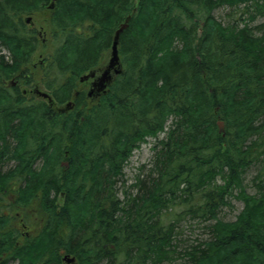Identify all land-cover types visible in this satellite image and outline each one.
Here are the masks:
<instances>
[{
  "label": "trees",
  "instance_id": "obj_1",
  "mask_svg": "<svg viewBox=\"0 0 264 264\" xmlns=\"http://www.w3.org/2000/svg\"><path fill=\"white\" fill-rule=\"evenodd\" d=\"M19 2L22 16L50 18L41 77L56 104L69 99L77 76L98 65L129 20L118 42V96L110 86L89 109L77 97L72 111L58 114L0 86V156L16 161L0 172L2 262L59 264L63 250L77 264H264V184L254 195L242 186L244 170L264 164V25L259 35L247 26L264 0H56L51 10L48 0H7L0 40L22 61L29 85L27 66L40 41L20 19ZM240 5L247 19L222 25L212 16ZM6 73L0 68V79ZM160 133L157 177L138 180V198L119 200L114 186L124 162ZM228 197L243 207L224 222L218 212ZM188 214L212 222L208 238L176 251L178 218ZM14 223L34 235L17 242Z\"/></svg>",
  "mask_w": 264,
  "mask_h": 264
},
{
  "label": "rangeland",
  "instance_id": "obj_2",
  "mask_svg": "<svg viewBox=\"0 0 264 264\" xmlns=\"http://www.w3.org/2000/svg\"><path fill=\"white\" fill-rule=\"evenodd\" d=\"M47 5L45 6L46 9ZM44 8V7H43ZM243 6H238L237 8H229V7H219L212 11V16L219 22L222 23V25H226L227 23L232 24L236 22L237 20H240V18L244 17V19H247V14L240 16L241 9ZM250 14V13H249ZM254 15V14H253ZM29 16V15H27ZM27 16H23V19ZM32 21H33V27H30L31 30H34L37 33L38 39L40 41V46L37 47V50L33 53L31 60L27 66L28 68V74L32 77L33 81L29 85L25 84V79L21 77V72L23 70V67H17L15 66L16 61L12 60L11 66L2 67L1 69L5 72H9L6 74H9L7 76V79L5 82L0 83L1 87L8 88V85L10 82H14V85L16 88L19 89V91H26V93L23 95L26 99V104L28 105L32 98L37 100L32 94V90L34 87L39 88V90L47 92V90L44 88L45 85V79H42V68L47 64L46 57L47 54L51 51V37L48 33L47 25H49L50 18L48 15L40 14V15H31ZM252 16V15H249ZM261 25L260 29H263L264 25V10L262 13H257L255 15V19L251 22L247 23L248 27L255 28L254 33L256 35H259L261 33L259 26ZM109 50L103 54L102 56V62L99 65V67L103 68V65L107 64V60L109 58ZM19 79V81H18ZM49 82V81H47ZM78 88L81 90L86 91L88 88V84H78ZM73 101V100H72ZM86 109H89L90 107L94 106L96 104V100H89L86 99ZM67 104L68 102H64L62 104H57L59 107H65L64 104ZM46 104V102H45ZM65 104V105H66ZM165 137V133H160L157 137V139L154 138H148L146 137L144 142H142L139 147L136 149H133L130 153L128 159L124 162L121 170V175L117 176L115 179V186L114 190L117 195V198L119 200H123V198H138V195H140L139 187L136 186L139 181H142L145 183V185L149 184L150 179L156 178L157 173L154 171V164H155V158L158 150L160 149V146H155L156 141L160 140ZM1 147V142H0ZM66 161V160H64ZM67 162V161H66ZM16 165V161L14 159L6 158L3 156H0V172L5 173L10 170H12ZM39 165V161L36 160L34 164V168H37ZM264 164L262 162H253L251 165H249L242 175V186L244 188V191L248 195H254L257 191V185L258 184H264L263 176H264ZM218 183L221 184L220 179H218ZM15 185V183H12ZM20 185V184H19ZM23 185V184H22ZM124 192L126 194H124ZM238 192V190H234L232 193L235 195ZM54 195V193L51 194V196ZM62 196V195H61ZM56 197V203L58 205H61V199L62 197ZM53 197V196H52ZM229 201V204L221 207L218 212V218L224 222H231L235 220V217L238 215L239 211L243 207V203L240 200L234 199L233 197H228L227 199ZM9 204V203H4ZM177 207V206H176ZM174 208L175 211L173 213L178 212L177 208ZM15 209V212H18ZM7 210V208H6ZM17 217L21 215L20 212L16 213ZM170 217V216H169ZM19 218V217H18ZM20 219V218H19ZM164 224H167L168 219H165L163 221ZM210 221H203L200 217H192L191 214L180 216L178 218V222L176 225L175 232L177 233L175 237V241L173 242V245L178 246L176 247V251H180L183 248H186L187 246L194 245L196 246L198 241L204 240L208 238L207 230L205 229V226L208 224H211ZM15 228H19L20 236L16 238L17 242H22L24 239L23 236H26L28 234L34 235V229H23L21 224L19 226V223H14ZM71 256V255H70ZM1 257H5V253H2ZM2 260L4 258H1ZM2 264H19L17 259H10L7 262H2ZM59 264H67L63 262L62 256H60V263ZM77 264V262L75 263ZM166 264V263H163ZM169 264H181L178 259H175L172 263Z\"/></svg>",
  "mask_w": 264,
  "mask_h": 264
},
{
  "label": "flooded vegetation",
  "instance_id": "obj_3",
  "mask_svg": "<svg viewBox=\"0 0 264 264\" xmlns=\"http://www.w3.org/2000/svg\"><path fill=\"white\" fill-rule=\"evenodd\" d=\"M8 8L9 7L7 5V0H0V10H1V12L3 13V15L5 17L7 16ZM17 11L19 12V14H20L19 17H20V19L23 22L22 5H21L20 2L17 5ZM31 18H32V16H31ZM13 20H14V18H13ZM30 24H33V22L31 21ZM107 50H109V53H108L109 54V58L107 60V64L106 65L104 64L103 68L99 67V65L102 62L101 61L102 60V56H104L103 54H105V52ZM106 51L102 53L101 60H100V62L98 63L97 66H95L94 68L89 69L86 72L82 73L81 75L77 76V78H76V80L74 82V86H73V88L71 90L69 99L66 101V102H70L71 103V107L68 110L62 111V109L64 107H62V106L59 107L56 104L55 99H54L55 96H56L55 93L53 92V90L47 89L46 86L44 88L47 90V92L39 90V88L34 87V89L31 91L33 96L35 98H37V99H41V100L45 101L46 104L48 105V108L52 109L55 113H58V114H65L67 112L72 111L73 108H74V102L72 100L77 98V97L83 98V99L86 98V99H89V100H96V104H98V102L107 93H109L110 86H113L116 89V91H117L116 92V96H118V90H120L119 78H120L121 73L123 72V62H122V56H121V50H120L119 43H118V46H117L118 65L116 67H114V69H110L108 71L109 80L104 84V87L102 88V87H100L98 85L99 84L98 83V79L103 74V72L106 70L108 62H109V59H110V53H111L110 45L106 49ZM131 56H132V54L129 53V60H130ZM12 60H13L12 57L8 56L6 43L4 42V40H0V68H2V67L4 68L6 66H11L13 64ZM15 66L22 67V61L16 60ZM116 71H118V73H116ZM90 73H92V75L84 78L85 76L89 75ZM5 80L6 79H0V81H1L0 83L5 82ZM18 81H19V79H18ZM77 83L80 84V85L81 84H88L87 90L84 91V90L79 89ZM13 85H14V82H10L9 85H8V88H5V89H15L16 87L13 86ZM38 91L46 93L48 98L40 97L39 94L37 93ZM25 93H26V91H24V90L21 91L22 95H24ZM89 93H91V94L88 95ZM65 104H64V106H65ZM66 156H67V154H66ZM66 161L62 160L60 162V165H63L65 167H67L68 166V162H66ZM0 264H2V259L1 258H0Z\"/></svg>",
  "mask_w": 264,
  "mask_h": 264
},
{
  "label": "water",
  "instance_id": "obj_4",
  "mask_svg": "<svg viewBox=\"0 0 264 264\" xmlns=\"http://www.w3.org/2000/svg\"><path fill=\"white\" fill-rule=\"evenodd\" d=\"M49 1H50V4L48 5V9H52L56 0H49ZM128 20H129V17H127L124 20V22L119 25V27L114 31V33L112 35L111 47H110V51H111L110 59H109V62H108L106 70L103 72V74L98 79V83H99L98 85L100 87H102V88L104 87V84L109 80L108 71L110 69H114V67H116L118 65L117 46H118V42H119V36L126 29ZM25 22L26 23L30 22V18L27 17L25 19ZM116 73H118V71H116ZM90 75H92V73H90L89 75L85 76L84 78H86V77H88ZM37 93L42 98H48L46 93L39 92V91ZM90 94L91 93H89L88 95H90ZM70 107H71V103L68 102L65 105V107L62 109V111H66ZM216 124H217V127H218V131L220 133H222L223 129H224L223 122L222 121H217ZM59 253L63 254L64 252L60 251ZM62 260H63V262H65L67 264H72L75 259L73 257H70L69 255H64V256H62Z\"/></svg>",
  "mask_w": 264,
  "mask_h": 264
}]
</instances>
